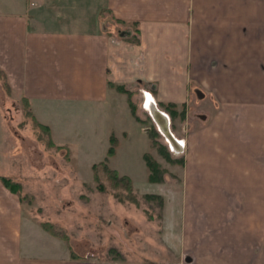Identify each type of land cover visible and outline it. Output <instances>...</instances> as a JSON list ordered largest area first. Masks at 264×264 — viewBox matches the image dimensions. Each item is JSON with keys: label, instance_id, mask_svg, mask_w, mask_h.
Listing matches in <instances>:
<instances>
[{"label": "rangeland", "instance_id": "obj_1", "mask_svg": "<svg viewBox=\"0 0 264 264\" xmlns=\"http://www.w3.org/2000/svg\"><path fill=\"white\" fill-rule=\"evenodd\" d=\"M135 30L134 25L107 19L102 32L118 40L136 42ZM213 50L221 62L202 63L203 78L206 66L211 70V76L201 80L209 88L204 90L192 81L193 92L188 105H184V119L171 117L143 86L136 87L131 98L143 123L133 126L128 118L132 116L130 107L127 105L129 109L123 111L127 95L119 92L121 97L110 99L102 111L93 107L50 111L53 136L46 132L45 125H38L25 99L5 87L8 83L0 74V177L18 185L19 192L3 186L18 197L21 214L18 251L0 264L200 262L194 247L184 245L194 239L180 233L184 222L179 214L182 212L183 216L187 208L184 204L188 195L206 177L218 182H239L243 176L237 173L241 166L264 167V47L228 46ZM242 53H247L249 62L239 61ZM152 100L168 116L166 129L180 145L178 149H173L150 113ZM176 108L181 111L182 105ZM111 135L117 138L118 145L116 154L108 156ZM158 144L168 150L174 161L164 159ZM144 153H149L160 166L162 182L147 181ZM104 165L118 176L131 179L138 205L128 200L118 202L108 185L104 191L97 189L95 169L103 181L108 180ZM202 166L236 169L233 176H209L197 172ZM144 194L160 195L162 210L157 199L146 200ZM229 194L231 197L232 191ZM192 210L199 216L200 209L192 207L190 217ZM234 210L230 208L225 214L235 215ZM44 225L53 226L57 235L50 234ZM206 257L208 264L213 263L210 254Z\"/></svg>", "mask_w": 264, "mask_h": 264}, {"label": "crops", "instance_id": "obj_2", "mask_svg": "<svg viewBox=\"0 0 264 264\" xmlns=\"http://www.w3.org/2000/svg\"><path fill=\"white\" fill-rule=\"evenodd\" d=\"M107 19L135 24L136 42L103 33ZM228 46L264 47V0H0V72L52 136L50 111H102L121 97L117 86H147L154 101L187 106L192 81L209 88L201 81L202 63L221 62L213 48ZM246 54L239 61L249 62ZM209 71L206 66L203 80ZM235 169L197 172L233 176ZM240 169L239 182L206 177L185 200L180 233L194 239L184 245L194 247L198 264H208L207 254L214 264H264V167ZM192 207L199 216L192 210L190 217ZM233 207L235 215L225 214ZM20 220L18 197L0 181V262L18 251Z\"/></svg>", "mask_w": 264, "mask_h": 264}, {"label": "trees", "instance_id": "obj_3", "mask_svg": "<svg viewBox=\"0 0 264 264\" xmlns=\"http://www.w3.org/2000/svg\"><path fill=\"white\" fill-rule=\"evenodd\" d=\"M117 22H119V21H117ZM119 23H122V22H119ZM123 24H125V23H123ZM130 25L136 26L135 24H130ZM135 31L138 33L137 30H135ZM0 74L3 76V79L5 81V76L3 75V73L0 72ZM5 87L8 89L9 88V85L5 83ZM116 90L118 92H120V93H124V94L127 95V103H128V106L130 107V112H131L132 116L134 117V119L137 122L143 123V120L137 114L136 106H134V104H133V102L131 100L132 95L134 94V92L125 90L121 86H117L116 87ZM24 102L27 105L26 107H28V102H27L26 99H25ZM159 106H161L164 109L165 112H167L168 114H170L171 117H176L178 115L181 119H184V115H185V110H184L185 109V106L184 105H182L181 111H178L177 108H176V105L173 104V103H160ZM38 125L41 126L40 123H38ZM44 129L49 134L48 127L44 126ZM152 144L154 146L156 143L153 141ZM117 145H118L117 138H115L114 135H111L110 138H109V148L107 150V155L108 156H112L115 153V149H116ZM158 146H159L158 147V152L164 157V159L166 161H168V162L174 161L172 159V157L170 156V153L168 152V150L166 148H164L163 146H161V144H158ZM142 158H143V160L145 162V165H146V168H147V171H148L147 181L149 183H159V182H162L163 178L161 177V172H163V171L161 170V168L158 165V163L152 158V156L149 153H144L142 155ZM178 162L179 163H183L182 160H179ZM103 167H104V169H103ZM103 167H102L103 172L106 173V175H107L106 176V180L107 179L108 180L107 181H103L100 178V175L98 173V170L95 169V180L98 182V188L97 189L99 191H104L105 188L109 186L110 191L113 190V191H111L112 195L114 196V198L118 202L124 203V202H126L128 200V201H130V202L135 203V204L138 205L139 204V201H138L137 197L134 195L135 193L134 194L132 193L133 192V189H132L131 179L128 176H125V175H123V176H120L119 175L118 176L117 175V172L115 170L106 169V166L105 165ZM93 168H96V165H94ZM0 181H1V183H3V185L8 190H10L12 192H19L18 185L15 184V183H13V182H11L10 179L5 178V177H0ZM100 181H102V182H100ZM106 185H108V186H106ZM143 198L146 199V200L157 199L158 200L159 208L162 210V207H163V199H162V197L160 195L144 194L143 195ZM158 215L160 216L161 214L159 213ZM45 225H47V224H45ZM46 230H48L49 233L52 234V235H54V236L57 235L56 234L57 231H56V229L53 228V226H50L49 225V228H47Z\"/></svg>", "mask_w": 264, "mask_h": 264}, {"label": "bare ground", "instance_id": "obj_4", "mask_svg": "<svg viewBox=\"0 0 264 264\" xmlns=\"http://www.w3.org/2000/svg\"><path fill=\"white\" fill-rule=\"evenodd\" d=\"M149 110L154 120L157 122V124L161 128L162 132L168 136L170 140V144L173 147V149H178L179 144L175 141L172 133L166 129L168 121H169L168 116L165 115L163 112H161L153 103L149 104Z\"/></svg>", "mask_w": 264, "mask_h": 264}]
</instances>
